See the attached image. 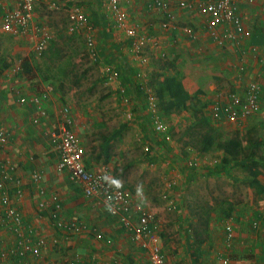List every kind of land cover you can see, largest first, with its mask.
Listing matches in <instances>:
<instances>
[{
	"label": "crops",
	"instance_id": "1",
	"mask_svg": "<svg viewBox=\"0 0 264 264\" xmlns=\"http://www.w3.org/2000/svg\"><path fill=\"white\" fill-rule=\"evenodd\" d=\"M152 1L120 0L127 22L140 28L138 38L128 37L115 27L108 0H42L35 9L33 21L35 25L45 24L42 17L47 10L44 6L52 11L62 2L74 12H84L96 31L97 23L110 30L111 37L119 44L118 57L126 67L140 70L144 75L158 74L160 78L177 76L190 94L207 103L205 115L212 109L215 113L216 109L220 110L227 92L244 96L251 82L261 87L259 112L238 122L205 117V125L217 131L216 139L209 151H197L194 159H191V152L196 149L179 145L185 141V130L193 125V121L188 120L191 116L186 112L161 114L159 118L164 122L168 120L165 123L170 128L179 131V126H183L185 129L175 139L178 147L171 143L170 148L156 152L155 163L162 158L163 164L171 163V168L167 166L170 170L165 169L174 183L175 177L181 176L184 163L198 162L203 188L206 193L213 188L217 194L214 197L208 192L201 202V206H206L203 222L192 227V217H186L187 228L176 233L179 238L186 236L194 242L190 237L195 229L204 225L200 229L206 239L203 243L198 246L194 242V250L189 252L186 242L185 247L179 243L169 248L161 239L167 264H223L224 258L229 259V264H264V166L260 165L259 174L254 175L251 164H227L224 153L216 147L218 141L236 136L244 143L261 141L259 149L264 155V0H236L243 32L231 39L225 34L233 29L225 25L216 28L219 39L211 36L207 28L208 15L200 11L205 0H188L189 7L180 6L179 0H167L166 8L153 6ZM0 2L10 6L16 4V0ZM169 15L174 16V28L163 29L161 23ZM43 26L51 30L49 24ZM127 38H131V46ZM32 39L33 33L22 39L4 35L0 46V131L7 135L6 142L0 143V157L14 166L6 184L12 205L22 216L26 229L30 228L31 233L43 238L46 244L39 256L10 253L19 237L6 224L0 200V264H65L69 261L76 264H150L146 243L134 240L131 231L123 227L119 216L112 214L105 202H91L82 185L71 180L67 171L58 169L57 143L63 125L62 109L56 106L59 96L55 102L51 93L50 97L42 98L45 85L40 88L33 83L24 70L30 64L28 53L34 50ZM141 44L147 47H138ZM15 66L20 67L19 71L13 72ZM19 97L25 100L23 104L19 103ZM147 110L158 113L157 108L156 111ZM76 132L82 144L83 130L78 123ZM85 155V160L95 162L88 159L87 149ZM178 179V186H174L175 183L174 190L170 191L176 192L184 184V178ZM216 182L223 186L215 187ZM56 205L60 208L55 213ZM57 221L75 223L81 229L68 232L57 227ZM228 226L231 227L230 238Z\"/></svg>",
	"mask_w": 264,
	"mask_h": 264
},
{
	"label": "rangeland",
	"instance_id": "2",
	"mask_svg": "<svg viewBox=\"0 0 264 264\" xmlns=\"http://www.w3.org/2000/svg\"><path fill=\"white\" fill-rule=\"evenodd\" d=\"M53 8L50 11L44 6L47 13L42 18L51 26L54 38L41 53L34 50L28 53L31 72L27 73L30 79L33 83L40 85V88L45 85L41 94L47 91L48 98L51 93L53 102L56 101V96H59L56 106L62 110L65 107L69 109L73 119L82 127V144L85 152L87 149L88 159L92 158L94 161L98 154L103 157L105 154L101 150L103 141L111 135L113 129L119 127L121 123H127L128 126L122 135L110 142L108 158L102 162L103 165L105 164L108 168L109 175L117 186L142 193L141 201L154 213L163 244L166 243V246L171 248L182 243L185 247L186 242L189 245V247L187 245V251L194 250L193 241H189L186 236L179 238L176 233L183 231V227L187 228L186 217H192V227L204 221L206 206H201V202L207 198L208 192L214 197L217 194L213 188L208 189L207 193L203 188L198 172V162L184 163L181 176H176L177 182L175 180L172 183V177L166 172V169L168 171L172 167L171 163L163 164V158L161 162H158L159 165L150 163L151 156L148 154V151L161 153L167 147H171V143L174 147L178 144L175 139L184 132L185 128L179 126V131L170 128V125L165 123L168 120L165 119L162 131L156 129L153 135V133L144 132L139 123L129 121V114L132 113L131 104L135 105V102L129 103L128 99L124 101L119 98L117 87L121 85L120 78H114L108 83L102 80L104 73L111 68L110 63H107L108 58L100 55L101 59L95 61L93 56L86 54L85 39L88 34L93 36L95 33L68 32L66 27L71 23L70 15L75 12L63 2ZM85 11H87L86 7ZM20 37L23 38V36ZM108 46L105 47L108 48ZM140 46L142 49L147 47L142 44L138 47ZM128 48L131 49V47ZM108 49L110 52L115 50L113 47ZM206 117L211 120L217 119L215 110L207 112ZM188 120L200 122V119L192 116ZM193 130L204 133V128H200L199 125L194 126ZM149 135L154 136L155 140ZM162 135L169 137L163 147L155 143L163 138ZM179 145H182V142ZM196 152L197 150L191 152V159L195 158ZM101 159H98L99 162ZM167 166L170 167L167 168ZM178 178H184V184L176 192L170 191L175 183L174 186H178ZM218 185L223 186V183ZM218 185L216 182L215 187Z\"/></svg>",
	"mask_w": 264,
	"mask_h": 264
},
{
	"label": "built area",
	"instance_id": "3",
	"mask_svg": "<svg viewBox=\"0 0 264 264\" xmlns=\"http://www.w3.org/2000/svg\"><path fill=\"white\" fill-rule=\"evenodd\" d=\"M42 0H16L14 6L3 4L1 6L0 17V46L2 45L3 36H29L33 33V48L37 53H41L51 39L54 38L52 30L45 26L35 25L33 18L35 8ZM180 6L189 7L188 0H179ZM152 5L158 8H166L169 3L167 0H153ZM108 8L112 13L114 25L128 37H140V28L137 25H130L127 22V14L121 9L120 0H108ZM200 11L208 15L207 28L213 38L219 39L216 28L222 25L228 26L233 31L225 34V37L231 39L236 34L243 32L241 18L239 16L236 0H205L200 5ZM71 23L68 25V32L86 31L94 32V27L88 17L79 11L70 16ZM173 15H169L166 21L161 23L163 29L174 28L172 24ZM87 42L92 43V35H87ZM144 38V37H141ZM20 67H13V72L19 71ZM115 77L110 76V80ZM208 85H210L208 83ZM262 89L255 83L251 82L244 96H239L234 91L225 94L224 104L216 113L217 118L225 119L231 122L242 121L251 114L257 113L262 106ZM45 92L41 95L46 98ZM41 97L37 98L40 101ZM151 110L156 111L153 98H150ZM20 104L25 100L18 98ZM63 125L61 127V136L57 143L58 156L60 157L57 167L59 170L67 171L69 177L74 182L82 185L87 198L94 204L105 202L112 214L119 216L124 228L131 231L134 240H143L146 243L150 264H167L163 252L161 234L155 220L154 213L141 201L142 193L128 188H121L114 184L110 177L108 168L99 163H90L85 160V150L79 142L76 132L77 122L73 119L68 108H63ZM157 130H162L164 124L157 120L155 122ZM7 135L0 131V143H5ZM14 166L10 161L0 157V200L4 207V218L6 224L19 237L15 247L10 253L25 255L31 253L39 256L45 247V240L41 237L35 238L30 228L25 227L20 213L12 205L9 191L6 187L7 182L11 179ZM36 179L38 177H35ZM18 195L21 191L18 190ZM139 197V201L137 200ZM56 205L55 213L59 209ZM55 225L64 228L66 231L78 232L81 227L75 223H63L57 221ZM232 235L231 227H227V236ZM223 264H229V259L224 258ZM51 264H57L52 262ZM73 264V263H70Z\"/></svg>",
	"mask_w": 264,
	"mask_h": 264
},
{
	"label": "trees",
	"instance_id": "4",
	"mask_svg": "<svg viewBox=\"0 0 264 264\" xmlns=\"http://www.w3.org/2000/svg\"><path fill=\"white\" fill-rule=\"evenodd\" d=\"M39 24L40 25L38 26L40 27L46 25V23ZM96 25L98 32L95 30V27L93 25L95 34H93L92 36V43L89 44L87 42V38L85 39L86 54L93 56V59L95 61H99L102 56L104 58H108L107 63H110L109 67L111 68L106 73H104L102 80L103 82L108 83L111 81L109 78L112 75L115 77V79L120 78L121 85L120 87H117V94L119 98L124 101H127L128 99L129 103H131L132 101L135 102V105H133L134 103L131 104L132 108L130 111L132 113L129 114V121H132L133 123H139L140 127L142 128V130H144V132H147L148 134L153 133L154 135V132L157 131L155 127V122L157 120H159L160 122H164L163 119L161 120L159 118L161 114L164 116H169L172 113L186 112L188 116H192L195 119H200V124H198L199 122L197 123L193 121V125H189V127L183 133L185 141L182 144L190 146L191 148L196 149L197 151H209L212 148V145L214 144V141L216 139L215 133H217V131L214 130L211 126L205 125L206 115L204 112V108L207 103L195 98V95L190 94L186 90L182 81L178 80L177 76L175 75H164L162 78H160L158 74L150 73L144 75L143 72L140 70H136L135 68L129 69L128 67H126L125 63L120 59V57H118L120 52L119 44L116 43L115 39L111 37L112 33L110 32V30L106 29V25L103 28H101L100 23H97ZM127 39V43H130L131 46V38ZM52 40L53 39H51L49 43ZM104 45H109L108 48L113 47L115 50L110 52V50ZM100 55L102 56L100 57ZM24 70L25 72H31L30 65L28 67H24ZM126 70H128V72ZM198 92L200 93V91ZM136 97L140 98L135 99ZM150 98H153L155 106L158 109V113H153L147 110L151 109L152 101ZM145 106L146 108L144 109ZM139 107H141L142 109H140ZM202 124L208 127L207 130L204 131L203 138L201 139V132L198 130L192 131V128L198 125L201 126ZM127 126V123H121L119 127L113 129L111 135L107 137L101 144V150L105 153L104 156L102 157L98 154L96 158H94L96 159L94 160L95 163H99L103 166L102 162L106 161V159L108 158L110 142L119 138L122 135L123 131L127 128ZM199 132L200 138L198 137ZM150 138L154 139L155 137L151 136ZM167 138H169L167 137V135L163 136L161 140L155 141V143L163 147L164 143L168 140ZM261 144V141L258 140L253 141L251 144L244 143L241 138L235 136L228 141H218L216 147L218 150L224 153V161L228 160L227 164H243L244 166H248V164H251L253 168L252 173L254 175H257L259 174V170L257 168L260 165L264 166V155H262L259 149V146ZM148 154L149 156H151L150 163H155L156 152L151 153L150 151H148ZM153 156L155 158H153ZM99 158H102L100 162L98 160ZM114 184L116 185L115 182ZM201 226L202 228L195 229L194 234L190 237L192 240H194V242L198 244V246L203 243L204 240H206L205 236L202 235V232L200 230L203 229L204 225ZM34 236L35 238L39 237H37L36 235ZM70 263L76 264L74 261H69L65 264Z\"/></svg>",
	"mask_w": 264,
	"mask_h": 264
}]
</instances>
